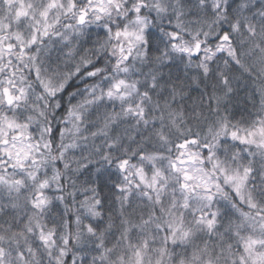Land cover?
Instances as JSON below:
<instances>
[{"label":"snow or ice","instance_id":"snow-or-ice-1","mask_svg":"<svg viewBox=\"0 0 264 264\" xmlns=\"http://www.w3.org/2000/svg\"><path fill=\"white\" fill-rule=\"evenodd\" d=\"M0 264H264V0H0Z\"/></svg>","mask_w":264,"mask_h":264}]
</instances>
